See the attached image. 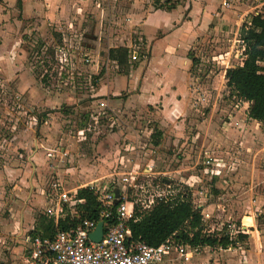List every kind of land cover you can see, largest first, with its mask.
Returning <instances> with one entry per match:
<instances>
[{
    "label": "rangeland",
    "instance_id": "rangeland-1",
    "mask_svg": "<svg viewBox=\"0 0 264 264\" xmlns=\"http://www.w3.org/2000/svg\"><path fill=\"white\" fill-rule=\"evenodd\" d=\"M126 11L122 0H0V194L11 195L14 186L13 192L23 199L33 194L36 218L44 210L36 190L49 172L44 151L56 145L69 150L70 158L59 164L68 188L90 183L109 187L134 162L138 171L152 162L155 173L138 180L145 188L138 192L141 199L154 192L147 188L152 182L160 183L162 194L186 187L195 191L196 185L186 183L189 180L199 184L196 196L204 200L206 192L215 195L222 190L216 187L221 175L228 179L220 171L214 182L215 170L264 168V158L252 155L246 162L231 150L230 138L237 129L242 133L250 126L254 134L262 131L226 85L224 70L240 63L235 30L199 41L197 56L191 54L186 136L177 143L168 142L171 131L155 108L102 109L90 97L104 74L114 77L122 72L108 59L109 46L138 37H132ZM140 48L142 56L146 49ZM130 133L136 137L130 139ZM6 204L1 207L5 217ZM239 209H233L231 220L222 217L221 230L229 221L239 222ZM263 223L259 221L261 227ZM179 261L173 256L160 264Z\"/></svg>",
    "mask_w": 264,
    "mask_h": 264
},
{
    "label": "crops",
    "instance_id": "crops-1",
    "mask_svg": "<svg viewBox=\"0 0 264 264\" xmlns=\"http://www.w3.org/2000/svg\"><path fill=\"white\" fill-rule=\"evenodd\" d=\"M122 2L127 7L125 18L128 19L129 27L135 33L132 37L136 34L138 37L129 39L126 43L109 46V49L119 46L129 48L134 43H140L146 49V53L142 51V58L134 64L131 62L135 61H130L128 56L127 72H119L114 77L109 76L108 73L104 74L100 86L90 97L94 101L98 100L99 103L104 102L105 106H113L111 109L120 111L124 106L132 112L134 108L146 106L155 108V114L163 119L162 125L168 124L171 131V135L167 137L168 142L177 143L186 136L184 116L188 110L190 70L194 63L191 54L194 52L197 56V43L209 37L216 39L222 30L224 34L235 30L238 38L241 25L244 22L249 23L250 15L263 9L264 0H178V4L170 10L154 7V0H122ZM223 2H227V5H223ZM108 51L107 57L110 59ZM242 60L243 58H240L239 65L242 64ZM112 61L119 66L116 60ZM223 73L225 75V70ZM242 102L248 107V102ZM251 120L262 131L254 134V129L245 126L242 128V133L237 129L236 134L230 138L234 157L240 159L244 157L245 160L248 157V162L252 155L254 158L259 157L257 159L264 158V135H262L264 126L257 120ZM238 126L242 127L239 124ZM129 135L130 139L136 137L135 133ZM197 137L196 133L193 138ZM157 145L155 144L154 147ZM43 159L46 162L45 151ZM136 164L138 163L134 162L129 166L130 169L136 168L138 166ZM148 165L150 164L146 166ZM68 171L69 168L65 170L67 173ZM216 171L214 182L220 171L224 173V177H228L221 179L220 174V180L216 182V187L225 191L222 193L220 190L215 195L206 192L204 200L196 196V192H199L197 190L199 184L189 183V180L186 182L190 187L196 185L195 191L191 188L190 190L193 203L201 209L205 228L210 232L220 231L221 224L224 223L222 219L231 220L233 209L240 208L237 217L239 222L236 223L248 226L249 231L243 234L246 238L241 239V248L204 246L200 247L189 261L182 260L177 264H264V223L261 227L258 222V215L262 216V220L264 218V168L233 166L229 167L228 171L224 169ZM150 173H155L152 167ZM60 175L62 177V174ZM70 179L73 181L75 176ZM43 183L36 191L41 198L37 199L38 203H44L45 206V198L41 193ZM80 187L82 184L70 188L77 190ZM15 188L16 186L12 189V196L6 192L0 194V264H33L27 253L28 245L24 241V236L37 228V218L34 215L36 204L32 200L34 195L31 194V197L23 199L22 194L13 192ZM5 204L9 212L6 217L1 214V207ZM160 263L162 262L154 264Z\"/></svg>",
    "mask_w": 264,
    "mask_h": 264
},
{
    "label": "built area",
    "instance_id": "built-area-1",
    "mask_svg": "<svg viewBox=\"0 0 264 264\" xmlns=\"http://www.w3.org/2000/svg\"><path fill=\"white\" fill-rule=\"evenodd\" d=\"M223 5H227V2H223ZM237 41L241 46L239 56L243 58L244 43L241 39ZM140 47V43H134L128 48L130 61L140 59ZM99 106H105L104 102H100ZM68 156V149L61 145L47 148L45 151L49 172L41 187V193L46 202L42 214L53 220L55 226L58 220L67 214L70 216L76 214V204L83 201L76 197V189L68 188L65 179L59 174V164ZM151 167L152 164L142 171H138L137 168L129 169L122 174L117 184L109 187L90 183L89 186L93 189L101 206L97 217L82 218L76 226L68 229H60L56 226L52 236L28 232L24 236V241L28 245L27 253L30 261L33 264H154L165 259L171 260L173 256L189 261L199 248L204 246L183 243L174 237H169L158 245H150L141 239L130 238L128 221L133 216L134 204H139L143 209H149L156 199L173 200L179 191L167 190L162 194L160 183L152 182L147 184V188L148 186L153 188L154 192H151L147 199H141L138 192L144 191L145 188L138 183V180L140 175H152ZM214 173L217 171L215 170ZM116 189L120 192L118 197L115 196ZM116 199L118 205L113 210ZM99 221L103 222L104 232L102 239L95 242L89 238V233L95 229ZM222 229L220 231H223L230 241V244L225 247L227 249L241 248L242 241L238 235L249 231L248 226L233 221H229Z\"/></svg>",
    "mask_w": 264,
    "mask_h": 264
},
{
    "label": "trees",
    "instance_id": "trees-1",
    "mask_svg": "<svg viewBox=\"0 0 264 264\" xmlns=\"http://www.w3.org/2000/svg\"><path fill=\"white\" fill-rule=\"evenodd\" d=\"M177 4L178 0H154V7L166 10L173 9ZM239 39L244 43V57L241 65L225 70L226 85L232 96L248 102V117L264 126V6L260 12L250 15L249 23L241 25ZM108 54L110 59L117 61L122 71H128L127 47L111 48ZM160 135L158 131L154 144L159 143ZM76 197L83 201L76 204L75 215L67 214L65 218L58 220L56 226L60 229L74 227L82 218H96L101 209L90 186L78 188ZM117 205H113V210ZM36 220L37 228L32 232L41 236L54 234L56 226L53 220L43 214L38 215ZM261 220L262 216L258 215V222ZM128 226L131 239H141L150 245H158L169 237L197 246L225 248L230 244L223 231L210 232L205 228L201 209L193 203L192 191L187 187L179 190L173 200L156 199L149 209L134 204L133 216L129 219ZM238 237L245 239L246 235L240 234Z\"/></svg>",
    "mask_w": 264,
    "mask_h": 264
},
{
    "label": "water",
    "instance_id": "water-1",
    "mask_svg": "<svg viewBox=\"0 0 264 264\" xmlns=\"http://www.w3.org/2000/svg\"><path fill=\"white\" fill-rule=\"evenodd\" d=\"M120 194L119 190H115V196L118 197ZM115 203H117V199L115 200ZM104 229H103V222L99 221L95 227V229L89 233V238L92 241L99 242L102 239Z\"/></svg>",
    "mask_w": 264,
    "mask_h": 264
}]
</instances>
